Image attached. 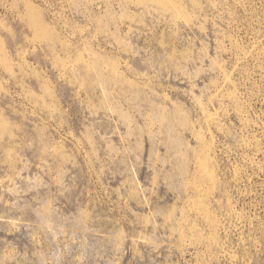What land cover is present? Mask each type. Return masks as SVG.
I'll return each mask as SVG.
<instances>
[{"label": "rangeland", "instance_id": "374dc122", "mask_svg": "<svg viewBox=\"0 0 264 264\" xmlns=\"http://www.w3.org/2000/svg\"><path fill=\"white\" fill-rule=\"evenodd\" d=\"M0 264H264V0H0Z\"/></svg>", "mask_w": 264, "mask_h": 264}]
</instances>
